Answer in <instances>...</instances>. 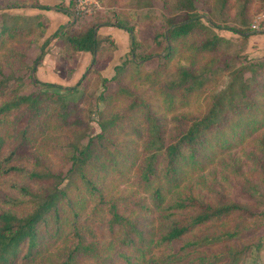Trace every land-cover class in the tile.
<instances>
[{
  "label": "trees",
  "instance_id": "obj_1",
  "mask_svg": "<svg viewBox=\"0 0 264 264\" xmlns=\"http://www.w3.org/2000/svg\"><path fill=\"white\" fill-rule=\"evenodd\" d=\"M195 1L175 0L177 14H164L165 27L153 37L152 47L157 53H144L135 30L119 22L90 23L78 28L81 17H76L71 25L60 26L54 37L64 39L63 54L71 63H60L62 76H72L81 53L92 56L86 72L71 88L33 78L25 81L28 71L34 70L32 64L41 65L46 43L38 57L31 59L28 55L36 42L26 41L30 32L19 23L22 17L0 13V96L8 95L0 101V264H190L189 258L198 247L232 243L239 236V230L227 225L233 218L244 216L247 208L223 196L215 202L203 199L192 187L184 188L183 182L189 167L200 168L222 154L227 155L221 159L222 164L232 160V140L238 134L244 136L261 129L264 121L257 116L264 115L260 103L264 97V59L232 70L226 88L211 97L207 110L188 119L190 124L182 131L168 134V125L178 118L179 107L189 103L196 90L203 87L210 71L208 64L198 67L189 55L198 58L213 52L221 41L201 25ZM215 2L228 9L229 0ZM239 2L244 13L250 0ZM70 4L74 7L76 3L70 0ZM162 4L167 10L168 1ZM59 11L71 13L69 8ZM210 25L220 28L216 23ZM102 27L129 33L131 46L116 69L118 77L103 81L105 91L97 100L100 103L96 113L100 114V133L88 136L87 143H82L79 138L83 122L75 115L81 99L75 98L80 89H85L89 70L96 69L95 57L103 39L98 31ZM231 31L248 38L245 31ZM201 33L210 35L199 42L197 35ZM105 38L112 40L110 36ZM24 42L28 45L21 49ZM178 52H188L191 65L180 66L173 81H161L164 64L146 69V63L154 57L169 61ZM7 69L12 79H24L20 86L31 90L13 88L16 81L5 75ZM126 77L142 81L147 88L137 90L128 83L116 85L113 93L106 92L108 83L120 84ZM60 122L71 127L72 141L65 147H55L56 153L67 154L60 155L68 164L65 174L47 167L46 155L52 148L46 154L44 149L51 142L59 144L51 131H59ZM256 142L263 153L264 132ZM29 159L34 161L32 167ZM99 159L102 163L97 162ZM99 163L103 175L98 171L92 176L90 170L100 167ZM126 167L134 168L132 181L124 177ZM112 172L136 190L107 200L105 185ZM140 194L145 196L138 197ZM93 199L100 200L96 205L98 215L104 212L99 210L101 205L107 213L95 227L99 234L88 227L89 237H85L80 214ZM101 231L105 233L100 239ZM99 239L108 245L100 246ZM73 240L76 243H70ZM177 242L183 245L175 253L173 244ZM53 245H57L54 255L49 254ZM238 256L229 252L232 260L228 264H234ZM213 259L200 258L203 264H216Z\"/></svg>",
  "mask_w": 264,
  "mask_h": 264
},
{
  "label": "rangeland",
  "instance_id": "obj_2",
  "mask_svg": "<svg viewBox=\"0 0 264 264\" xmlns=\"http://www.w3.org/2000/svg\"><path fill=\"white\" fill-rule=\"evenodd\" d=\"M74 1L76 4L73 7L70 4V0H0V9L2 10L0 13L21 16L22 20H19V23L30 32L26 41L33 40L36 42V45L29 52L28 56L33 60L37 58L41 48L46 43V54L43 60L47 58V67H51L50 69L55 71L62 81H75L73 83L62 84L61 86L64 88L76 86L86 72L90 62L87 67H82L81 65L79 67L78 62L74 65L75 69L73 74L78 71V68H80V73H82L75 80L73 79V74L68 78L62 76L63 68H61L60 63H70V61L63 54L66 49L64 39H55L54 37V33L61 26L59 25L61 22L59 19L63 17L59 9H70L69 21L65 22L67 24L71 25L76 17H81L77 23L79 24L78 28H83L85 24L90 23L116 22L133 28L136 32L137 39L141 42V49L145 51L144 53H157V49L152 47L153 37L157 30H163L165 27L164 14L167 16L170 13L171 16L177 14L176 9L173 8L175 0H166L168 1L167 10L163 7V0H88L92 8L91 13L84 16H76L75 9L78 0ZM239 1L229 0L228 9L218 6L215 0L195 1V12L201 17V25H204L209 32L216 34L221 41L213 52L208 51L198 56V58L193 54L189 55V59L195 61L198 67L208 64L210 71L207 73L203 87L196 90L197 92L192 96L189 103L181 104L177 112L178 118L168 125V134L170 132V134L174 135L182 131L189 126L190 121L188 119L202 115L207 110L211 97L221 93L226 88L229 82V73L232 70L242 67L249 61L264 59V20L261 21V25L255 27L259 17L264 18V0H250L248 9L244 13H242ZM36 5L44 7L45 9H38L35 7ZM39 11H45L44 18H42V14H39L42 12ZM31 15L36 16L31 18ZM210 23H216L220 25V28H215ZM232 28L245 31L248 38H244L242 35L231 31ZM208 35L210 33L206 35L201 33V35H197V38L201 42ZM100 36L103 39L101 51L95 57L97 59L95 63L96 69L89 70L90 76L88 81L84 82L85 89H80V94L75 98V100L77 98L81 99V101L78 100L79 103L75 110V115L83 122L81 126L83 135L79 138L82 143H87L88 136H95L100 133L98 125L100 122V114L96 113L98 104L100 103H97V100L105 91L103 81H110L116 76L118 77L119 73L116 69L121 67L123 58L130 51L129 47L127 53L120 54L117 44H113L115 43L114 40L106 41V35L100 34ZM26 43L24 42L21 49L22 47H27L28 43ZM188 54L187 52L181 55L178 52L169 61L157 60V54H155L154 56L156 57L146 63V69H154L158 65L161 66L164 64L166 68L161 81H173L177 76L176 72L180 66L186 67L191 65V61L187 57ZM59 56L60 60H58ZM17 65L18 63L16 62ZM40 66H38V63L34 66L32 64L34 70L28 71L29 78H25V81L33 78L39 82L50 83L39 80L41 78L37 73ZM13 70L16 71V67ZM131 70H134V66ZM5 73L10 81H16L12 84L13 88H17L23 84L21 81L24 79H12L11 71L8 69ZM128 83L137 87V90L147 88V86L144 87L142 85V81H135L126 77L120 84L114 81L110 82V84L108 83L106 92L113 93L116 91L117 86H124ZM28 84L30 83L28 82ZM19 90L29 92L31 88L20 86ZM6 97H8L6 94L2 95V97L0 96V101ZM260 103L262 104L261 111L264 112V97L260 99ZM122 107L127 106L123 105ZM15 114H12L9 119L12 120ZM184 116L186 117L184 118ZM257 119L264 121V115L259 114ZM58 128L59 131L52 130L51 135L52 138L58 139L57 142L59 144L55 145L51 142L44 149L46 154L48 149L52 148L46 155L47 167L55 172L65 174L68 169V164L60 155L66 157L67 154L56 153L55 147H65L67 146L66 142L72 141L70 137L71 127L67 126L64 122H60L57 126ZM262 132H264V124L261 129L252 130L248 135L240 136L238 134L237 139L235 138L231 142L230 155L232 160H226L228 164L225 162L222 164L223 162H220L222 158H227L226 154H222L220 157L212 158V161L206 165H202L200 168H187L188 176L183 182L184 188L192 187L196 195L212 202L217 201L220 196H223L227 200L238 202L247 208V213L243 214L244 216L233 218L232 220L235 221L232 222L231 220L227 225L231 229L239 230V236L232 243H215L211 246L205 245L198 247L189 258L191 261L190 264H203L200 258L207 260L214 258L212 263L228 264L229 260L230 262L232 260V257H229V252H233L234 254L239 253L234 264H264V152H260L256 142ZM136 149L140 151L137 147ZM29 160L30 166L32 167L34 161L32 159ZM99 161L102 163V160L99 159L97 162ZM133 170L134 168L130 169L126 167L124 169V177L132 181L134 179ZM90 171L92 176L95 172L98 173V171L101 175L104 173L101 165ZM125 178H118V174L112 172L110 178L107 179L108 183L105 185L104 192L107 194V200H113L118 196L122 197L136 190V187L129 186L130 182H126ZM112 185L113 188L110 189ZM34 188L39 189V186H34ZM0 190L3 191L1 185ZM143 196L145 194H140L138 197ZM99 201V199H93L86 207L85 212L80 214L79 221L85 228L82 230V234L85 237H89L88 227L95 228L101 224L100 220L106 216L107 209L103 205H101L99 210L102 209L104 212L100 215L97 213L98 208H96V205ZM134 216L142 220L141 216L137 214ZM95 232L99 234L98 228H95ZM104 233V231L100 232V239ZM89 240L91 239L89 238ZM70 243H76V240ZM107 245L106 240H102L100 243V246ZM182 245L179 242L174 243V252L178 253ZM50 249L49 254L54 255L57 251V245H53ZM54 258L56 260V256ZM205 264L209 263L206 262Z\"/></svg>",
  "mask_w": 264,
  "mask_h": 264
},
{
  "label": "crops",
  "instance_id": "obj_3",
  "mask_svg": "<svg viewBox=\"0 0 264 264\" xmlns=\"http://www.w3.org/2000/svg\"><path fill=\"white\" fill-rule=\"evenodd\" d=\"M39 12H42L39 14H42V18H44L45 14H46L45 11H39ZM36 15H31V18H33ZM61 15L63 17H61L59 19L61 21L59 25L62 26V25L67 24L65 22L69 21V14H67L66 12H61ZM98 34L99 35L104 34L106 36H110L111 39L115 41V44H117L120 54L127 53L128 49L130 47V38H129L130 36L124 30L114 28V27H104L98 31ZM90 59H91L90 54L81 53L78 56V66L80 67V65H81L82 67L83 66L87 67L88 63L90 62ZM46 61H47V58L45 60H43L42 65L39 67V70L37 73L39 75V77L41 78V79H39L40 81L50 82L52 84H56L59 86H61L62 84L75 82V81H69V82L68 81H62V79L56 74V72L52 71V69H50L51 68L50 66H49L50 68L47 67L48 65H47ZM56 67H55V70H56ZM48 70H50V71H48ZM79 74H80V76L82 75V73H80V68H78V71H76L73 74V76H74L73 79L75 80V78L77 76H79Z\"/></svg>",
  "mask_w": 264,
  "mask_h": 264
},
{
  "label": "built area",
  "instance_id": "obj_4",
  "mask_svg": "<svg viewBox=\"0 0 264 264\" xmlns=\"http://www.w3.org/2000/svg\"><path fill=\"white\" fill-rule=\"evenodd\" d=\"M87 3H88V0H87V2H86V0H78V3L76 5V9H75V15L76 16H84L86 14L91 13L92 8L90 7L89 3H88V5H87ZM88 6H89V8H88ZM263 20H264V18L262 19L259 17L258 22H257L255 27H258L259 25H261L262 24L261 21H263ZM259 30H257V31H259Z\"/></svg>",
  "mask_w": 264,
  "mask_h": 264
}]
</instances>
